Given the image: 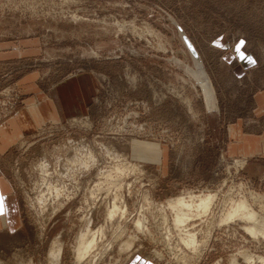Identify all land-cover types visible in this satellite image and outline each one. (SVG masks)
Segmentation results:
<instances>
[{
    "label": "rangeland",
    "instance_id": "1",
    "mask_svg": "<svg viewBox=\"0 0 264 264\" xmlns=\"http://www.w3.org/2000/svg\"><path fill=\"white\" fill-rule=\"evenodd\" d=\"M81 75L86 110L0 154L19 202L0 264H264L228 215L246 200L264 228V0H0V124Z\"/></svg>",
    "mask_w": 264,
    "mask_h": 264
},
{
    "label": "crops",
    "instance_id": "2",
    "mask_svg": "<svg viewBox=\"0 0 264 264\" xmlns=\"http://www.w3.org/2000/svg\"><path fill=\"white\" fill-rule=\"evenodd\" d=\"M97 82L93 77L81 75L63 80L49 92L36 91L27 98V106L12 118L0 124V154H4L25 134L48 122H57L68 115L81 113L91 103ZM260 109L264 108V92L260 93ZM19 202L12 183L0 174V229L14 228L18 223Z\"/></svg>",
    "mask_w": 264,
    "mask_h": 264
},
{
    "label": "bare ground",
    "instance_id": "3",
    "mask_svg": "<svg viewBox=\"0 0 264 264\" xmlns=\"http://www.w3.org/2000/svg\"><path fill=\"white\" fill-rule=\"evenodd\" d=\"M210 93L208 92V95H209ZM211 196V195H210ZM205 197V198H203V199H201V202H199V203H197V204H199L198 206L196 205V207H198L199 208V211L200 210H202L203 211V213L206 211V210H209V208H210V203H213V202H211V201H213L214 199H212L213 198V196H211V197ZM243 200V199H242ZM241 201V200H240ZM237 201V202H239L238 204H237V206H236V208H234L235 210L234 211H232V213L230 214V213H228V215L230 216V218H232V216H241V217H245L246 219H247V217L249 218V220L250 219H252V221L254 220V222H255V224L253 225V226H250V228H247V229H249L250 230V234H251V232L253 233V234H258V233H264V228H259L257 225L258 224H261V223H259L258 222V219H257V215L253 212V211H251V212H253V213H249L248 212V208H247V202H246V200H244V201ZM187 203L188 202H184L183 200H180V199H178V200H175V201H171L169 204H171V206H172V209H173V207L175 208L174 210H177L176 211V213L178 214V215H180V214H182V213H179V212H181L182 210H183V208L185 207L186 208V206H187ZM189 204V203H188ZM190 205V204H189ZM191 205H194V204H192L191 203ZM190 207V206H189ZM192 207V206H191ZM234 207V206H233ZM114 208H117V206H114ZM191 209V208H190ZM114 210V209H113ZM113 210H111V212L113 211ZM184 210H189V208L187 209H184ZM192 210V209H191ZM246 210H247V212H246ZM179 211V212H178ZM114 212H116L115 210H114ZM188 212H191V216H192V211H188ZM188 212H186V213H188ZM231 212V211H230ZM185 213V212H184ZM186 213H185V216L187 217V215H186ZM206 213V212H205ZM112 215H114L113 214V212H112V214H111V216ZM184 215V214H183ZM190 215H188V217L190 216ZM194 215H196V214H194ZM227 215V216H228ZM256 215V216H255ZM197 216H198V214H197ZM229 216L226 218V219H230L229 218ZM176 217H178V216H176ZM188 217H187V219H188ZM235 217H233V218H235ZM184 217H178V219H176L175 218V220H177L178 221V223H182L183 221L184 222H186V218H184ZM189 219H190V217H189ZM188 219V220H189ZM191 219H192V217H191ZM246 219H244V220H246ZM187 220V221H188ZM180 223V224H181ZM187 223V222H186ZM177 224V223H176ZM178 225V224H177ZM178 226H181V225H178ZM248 227V226H247ZM248 232V231H247ZM262 236L264 235V234H261ZM260 235V236H261ZM257 236V235H256ZM259 236V235H258ZM87 239H85L84 240V242L82 243V246H81V248H80V251H79V258L81 259V258H83L85 255H87L91 250H92V248L94 247V245H95V241H96V239H95V237L93 236V238L88 242V240L86 241ZM194 242V241H193ZM58 252H60V251H58ZM58 252H56V254H55V256H56V258H58L57 256L58 255H60ZM58 253V254H57ZM247 255H244V257L245 258H249V257H246ZM250 258H251V256H250ZM249 258V259H250ZM248 260V259H247Z\"/></svg>",
    "mask_w": 264,
    "mask_h": 264
},
{
    "label": "water",
    "instance_id": "4",
    "mask_svg": "<svg viewBox=\"0 0 264 264\" xmlns=\"http://www.w3.org/2000/svg\"><path fill=\"white\" fill-rule=\"evenodd\" d=\"M182 35H183V39L187 45V47L189 48L193 58L195 59V61L198 63L200 69L202 70V73L206 75V71H205V67H204V64H203V61L201 59V56L198 52V50L196 49L195 45L193 44V42L189 39V37L185 34V32L183 31L182 27H180V25H178ZM203 83H209L211 84V82L209 81V79L206 77L203 81ZM211 89L213 90V86L211 84ZM214 92V90H213ZM214 96H215V93H214ZM216 99V98H215ZM216 105H217V101H216Z\"/></svg>",
    "mask_w": 264,
    "mask_h": 264
}]
</instances>
